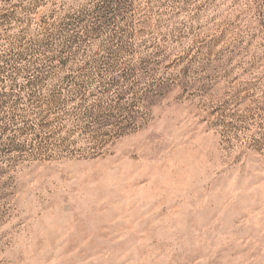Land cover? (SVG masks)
<instances>
[{"label":"rangeland","instance_id":"obj_1","mask_svg":"<svg viewBox=\"0 0 264 264\" xmlns=\"http://www.w3.org/2000/svg\"><path fill=\"white\" fill-rule=\"evenodd\" d=\"M0 264H264V0H0Z\"/></svg>","mask_w":264,"mask_h":264}]
</instances>
